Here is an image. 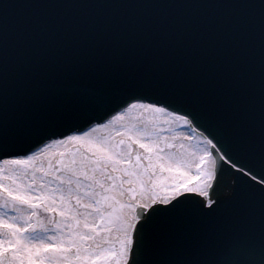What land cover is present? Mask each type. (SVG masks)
Instances as JSON below:
<instances>
[{
	"label": "snow or ice",
	"instance_id": "1",
	"mask_svg": "<svg viewBox=\"0 0 264 264\" xmlns=\"http://www.w3.org/2000/svg\"><path fill=\"white\" fill-rule=\"evenodd\" d=\"M59 7L0 5V264H264V0L230 34Z\"/></svg>",
	"mask_w": 264,
	"mask_h": 264
},
{
	"label": "water",
	"instance_id": "2",
	"mask_svg": "<svg viewBox=\"0 0 264 264\" xmlns=\"http://www.w3.org/2000/svg\"><path fill=\"white\" fill-rule=\"evenodd\" d=\"M29 2L43 5H81L86 7L40 10L42 19L50 23L66 25L90 24L152 25L161 21L172 27L193 25L208 30L222 29L230 34V25L241 19L244 9L234 6L259 4L261 0H0L4 3ZM96 5H120L122 7H95ZM151 5V8L141 6ZM258 42V38H257ZM258 54V48L256 49ZM16 52L14 40L9 39V70L14 74L13 59ZM231 185L233 182L228 181Z\"/></svg>",
	"mask_w": 264,
	"mask_h": 264
},
{
	"label": "rangeland",
	"instance_id": "3",
	"mask_svg": "<svg viewBox=\"0 0 264 264\" xmlns=\"http://www.w3.org/2000/svg\"><path fill=\"white\" fill-rule=\"evenodd\" d=\"M186 134H187V130H186V129H184V128H182V127H179V126H176V125H173V126L170 128V130H169L167 133H165V135L168 136L169 138H171L172 136L182 137L183 135H186ZM117 139H119V138L117 137ZM172 142L175 143V144H177V146H179V144H180L182 141L179 140V139H176V140H173ZM184 143L187 144L186 141H184ZM193 143H195V141H193ZM62 150H65V149H64V148H63V149L60 148V149H58L57 151H62ZM178 150H179V151H182V149H178V147L172 149L173 152H177ZM38 163H39V162H38ZM165 175H167V173H165ZM5 183H6V181H5ZM133 187H137V188H138V185H135V184H134ZM129 203H131L130 198H129ZM125 211H128V210H125ZM11 214H12V215H15V213H11ZM38 218H39L40 220H43L44 223L47 224L48 219H49V216H48L47 214H45V213L38 212ZM56 219H59V218H56ZM34 222H35V220H34ZM49 227H51V225H49Z\"/></svg>",
	"mask_w": 264,
	"mask_h": 264
},
{
	"label": "bare ground",
	"instance_id": "4",
	"mask_svg": "<svg viewBox=\"0 0 264 264\" xmlns=\"http://www.w3.org/2000/svg\"><path fill=\"white\" fill-rule=\"evenodd\" d=\"M69 147H71V146H69ZM63 149L64 147L63 146H57L55 149H54V151H57L58 149ZM49 155H51V154H49ZM53 164L55 163V157H53V159H52V161H51ZM39 163H42L45 167H47V165H48V163H49V161L48 160H46V159H41V161H39ZM7 183V182H6Z\"/></svg>",
	"mask_w": 264,
	"mask_h": 264
}]
</instances>
